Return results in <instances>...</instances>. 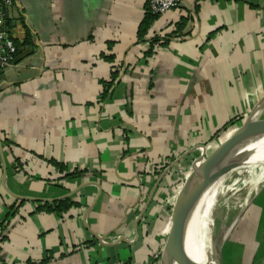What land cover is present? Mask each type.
<instances>
[{
  "label": "crops",
  "instance_id": "obj_1",
  "mask_svg": "<svg viewBox=\"0 0 264 264\" xmlns=\"http://www.w3.org/2000/svg\"><path fill=\"white\" fill-rule=\"evenodd\" d=\"M12 1L0 222L18 214L0 264H159L176 171L264 100V0H182L143 41L150 0ZM259 181L226 235L239 264L264 259ZM63 201L67 213L46 211Z\"/></svg>",
  "mask_w": 264,
  "mask_h": 264
},
{
  "label": "water",
  "instance_id": "obj_2",
  "mask_svg": "<svg viewBox=\"0 0 264 264\" xmlns=\"http://www.w3.org/2000/svg\"><path fill=\"white\" fill-rule=\"evenodd\" d=\"M263 111L264 100L244 121L242 127L231 137L226 139L211 155L207 156L206 147H201L205 153L201 159L194 164L192 173L179 192L174 204L171 216L172 228L164 246L160 264H164L165 253L172 249V245L175 246L182 243L187 249L188 243L191 244V241L194 240L195 232L192 227L190 228L192 211L198 204V191L205 185L207 180L228 174L244 165V163L253 156L255 157L254 154H250L233 160L229 159L230 155L236 150L238 145L242 143L254 129L262 128L264 130V117L261 113ZM195 241L196 240H194V242ZM222 252L223 250L219 252L218 256L215 252H212V256H210L211 263L207 264H223ZM176 254L179 259V253L177 252Z\"/></svg>",
  "mask_w": 264,
  "mask_h": 264
},
{
  "label": "bare ground",
  "instance_id": "obj_3",
  "mask_svg": "<svg viewBox=\"0 0 264 264\" xmlns=\"http://www.w3.org/2000/svg\"><path fill=\"white\" fill-rule=\"evenodd\" d=\"M264 130L262 128L254 129L250 135L238 145L236 150L230 155L229 159H235L244 155L254 154L251 159L244 163L241 167L251 166L247 171V184L242 185L247 188L250 183L256 181V178L264 174ZM242 168L231 171L229 181H234L232 185L241 184L238 176L242 175ZM230 173V172H229ZM245 173L243 174V176ZM236 177V179H235ZM254 180V181H253ZM222 176L208 179L205 185L198 191V204L192 211L191 226L194 229V240L188 243L187 249L182 243L172 245V249L168 250L164 256V264H204L211 263L212 252H215L211 228L213 225V217L211 216L210 204L216 197V192L221 186ZM241 186V185H240ZM231 187L230 189H233ZM245 190V189H244ZM219 192V191H218ZM197 242V243H196ZM176 251V252H175ZM179 253L178 255L176 253ZM176 260V261H175Z\"/></svg>",
  "mask_w": 264,
  "mask_h": 264
},
{
  "label": "rangeland",
  "instance_id": "obj_4",
  "mask_svg": "<svg viewBox=\"0 0 264 264\" xmlns=\"http://www.w3.org/2000/svg\"><path fill=\"white\" fill-rule=\"evenodd\" d=\"M242 167H238L236 170L240 169ZM251 168V166H244L242 168L243 174L238 176L237 179H240L241 184L237 186H232L234 184V181H229V175H231V172L228 174L221 175L222 176V182L221 186H219L218 191L216 192V197L214 200H212V203L210 204L211 209V216L213 217V225L211 228V236H212V243L215 249V254L218 256L219 252L223 250L222 252V258H223V264H239L240 263V256L238 253V246L234 244H228L227 246V240L233 239V238H227L226 235L229 234L230 230H232V224L234 220L236 219V216L238 214L237 205L234 207V205L237 203H243L247 198L249 194H254V190L252 187H245L242 185L247 184V182L250 179H247V171ZM260 178V179H259ZM236 179V177H235ZM262 179V180H261ZM256 180H261L258 183L255 184V187H257V190L262 185L264 186V174H261L256 178ZM254 181V180H253ZM241 185V186H240ZM250 185H254L253 182L250 183ZM233 187V189H230ZM245 189V190H244ZM252 191V192H251ZM263 203V202H262ZM232 233V231H231ZM226 236V237H225ZM231 241V240H230ZM232 246L234 248V251L232 250ZM160 261V260H159ZM159 264L161 262H158ZM206 264V263H204ZM262 264H264V259L262 260Z\"/></svg>",
  "mask_w": 264,
  "mask_h": 264
},
{
  "label": "built area",
  "instance_id": "obj_5",
  "mask_svg": "<svg viewBox=\"0 0 264 264\" xmlns=\"http://www.w3.org/2000/svg\"><path fill=\"white\" fill-rule=\"evenodd\" d=\"M181 4L182 0H151L149 8L153 15L159 17L175 10ZM12 6V0H0V72L14 64L18 51L16 44L8 37V34L4 30L6 25V11L10 10ZM193 167L194 165L189 168L181 166L176 171V176L183 185L192 173ZM171 207L173 208L174 204H171Z\"/></svg>",
  "mask_w": 264,
  "mask_h": 264
},
{
  "label": "trees",
  "instance_id": "obj_6",
  "mask_svg": "<svg viewBox=\"0 0 264 264\" xmlns=\"http://www.w3.org/2000/svg\"><path fill=\"white\" fill-rule=\"evenodd\" d=\"M151 1V0H150ZM149 5V4H148ZM148 10H147V15L146 18L144 20V23L142 24L140 31H139V40L143 41L146 36L148 35V32L150 30V25L152 23H154L153 21H155L158 16H155L151 13L149 6ZM4 30L6 32V29L4 27ZM7 33V32H6ZM158 41L154 40L152 44H156ZM151 51V50H150ZM150 54H148V56H150ZM106 59L108 61H113V56L112 57H106ZM117 76L118 73L115 72L113 73V82H116L117 80ZM113 83H109V82H105L104 84V89L105 88H110V86H112ZM244 121L243 120H233L231 121L229 124H227L216 136V139L219 140L220 142H224L226 139H228L229 137H231L239 128L242 127ZM211 146V145H210ZM213 147V146H212ZM218 147V145H215L214 150ZM211 147H209L210 149ZM208 149V150H209ZM213 150V149H212ZM212 150L210 152H212ZM175 181L177 183L176 186V191H181V189L183 188V184L181 182H179L178 177L175 175ZM177 198L175 199L176 202ZM175 204V203H174ZM72 207V204L68 203V202H59L58 204H55L54 206H48L46 207V211L48 212H54L57 213L58 215H62L63 213H67V211H69ZM18 214V209L15 210L14 207L10 209V213L7 217L6 221L0 222V246L6 242L7 240V232H8V228L11 226V220L15 218V216ZM170 216H172V214H170L168 217L170 218ZM235 240V239H234ZM236 242V241H235ZM154 257V256H153ZM160 257V256H159ZM158 256L155 258L154 262H158L161 258H159ZM259 259V258H257Z\"/></svg>",
  "mask_w": 264,
  "mask_h": 264
}]
</instances>
